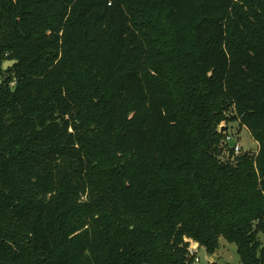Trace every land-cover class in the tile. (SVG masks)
Listing matches in <instances>:
<instances>
[{
    "label": "trees",
    "instance_id": "trees-1",
    "mask_svg": "<svg viewBox=\"0 0 264 264\" xmlns=\"http://www.w3.org/2000/svg\"><path fill=\"white\" fill-rule=\"evenodd\" d=\"M221 237L264 264V0H0V264H199L188 239Z\"/></svg>",
    "mask_w": 264,
    "mask_h": 264
},
{
    "label": "rangeland",
    "instance_id": "rangeland-1",
    "mask_svg": "<svg viewBox=\"0 0 264 264\" xmlns=\"http://www.w3.org/2000/svg\"><path fill=\"white\" fill-rule=\"evenodd\" d=\"M225 126L226 128L222 131L221 129ZM219 129L226 136H232L240 144L241 152L250 151L251 153H256L258 151V142L253 138L248 128L242 126L239 122L232 123L230 127L227 122H222ZM234 152V156L238 155L235 149ZM227 154L229 153L226 150ZM198 256L200 258L199 264H208L213 260H217L219 264H226L228 262L231 264H242L237 245L228 241L225 237L220 238V247L216 251L215 256H213L214 259L210 257L204 247L200 248Z\"/></svg>",
    "mask_w": 264,
    "mask_h": 264
},
{
    "label": "built area",
    "instance_id": "built-area-1",
    "mask_svg": "<svg viewBox=\"0 0 264 264\" xmlns=\"http://www.w3.org/2000/svg\"><path fill=\"white\" fill-rule=\"evenodd\" d=\"M227 140L230 141V142L232 140L235 141V139L232 136H230V135L227 136ZM234 149L236 150L238 155L242 153L241 152V146H240V144L237 141H235ZM188 240H189V243H190L189 247H188L189 253L191 255H195V261L199 262L200 258L198 256V252L200 250V244L198 242L192 240V239H188Z\"/></svg>",
    "mask_w": 264,
    "mask_h": 264
},
{
    "label": "water",
    "instance_id": "water-1",
    "mask_svg": "<svg viewBox=\"0 0 264 264\" xmlns=\"http://www.w3.org/2000/svg\"><path fill=\"white\" fill-rule=\"evenodd\" d=\"M17 62H18V60H7V61L5 62V68L10 67V66L16 64ZM225 128H226V126L223 127L221 130L224 131ZM234 145H235V141L232 140V141H231V146H234ZM212 258H213V256H212ZM213 259H214V258H213Z\"/></svg>",
    "mask_w": 264,
    "mask_h": 264
}]
</instances>
